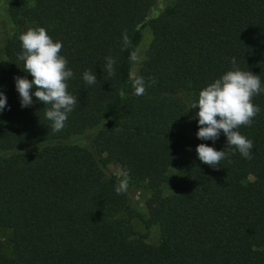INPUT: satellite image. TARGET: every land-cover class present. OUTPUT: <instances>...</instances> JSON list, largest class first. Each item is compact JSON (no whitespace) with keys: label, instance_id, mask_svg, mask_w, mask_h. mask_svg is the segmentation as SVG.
Wrapping results in <instances>:
<instances>
[{"label":"trees","instance_id":"16d2710c","mask_svg":"<svg viewBox=\"0 0 264 264\" xmlns=\"http://www.w3.org/2000/svg\"><path fill=\"white\" fill-rule=\"evenodd\" d=\"M0 24V229L10 246L0 245V264H264V92L251 126L238 129L254 142L251 159L222 132L198 139L190 109L233 58L264 87V0H0ZM146 26L137 96L130 67ZM36 27L62 42L74 73L67 90L78 103L59 132L34 95L21 107L15 87L16 76L32 79L19 37ZM201 143L226 151L219 168L199 160ZM110 163L146 183L145 211L129 184L117 194Z\"/></svg>","mask_w":264,"mask_h":264},{"label":"clouds","instance_id":"9594fccd","mask_svg":"<svg viewBox=\"0 0 264 264\" xmlns=\"http://www.w3.org/2000/svg\"><path fill=\"white\" fill-rule=\"evenodd\" d=\"M19 39L23 51L18 59L24 62L23 71L32 77L31 80L26 76L14 78L21 107H30L34 95L38 102L45 105V117L51 121L52 131L59 132L78 103V97L67 90V81L74 73L67 67V59L60 55L62 42L54 41L43 27L29 28ZM124 40L127 43L126 35ZM105 60L104 71L111 77L115 74V60L110 56L105 57ZM232 63V70L199 92L198 100L191 103L190 109H199L195 113L198 117V139L215 142L222 132L226 137L227 147L232 146L242 157L251 159L254 142L242 135L238 129L241 126H251L260 112L259 106L253 104L252 100L254 96L264 92V87L259 75L249 70H241L236 66L235 58ZM83 80L86 84L93 85L97 76L91 70H85ZM132 86L135 95L145 94L146 83L143 77H137ZM6 102V96L0 91V114L7 106ZM196 153L203 164L213 168H219V163L227 156L225 150L218 151L205 143L197 145ZM127 187L128 173L125 172L115 191L121 194Z\"/></svg>","mask_w":264,"mask_h":264},{"label":"rangeland","instance_id":"374dc122","mask_svg":"<svg viewBox=\"0 0 264 264\" xmlns=\"http://www.w3.org/2000/svg\"><path fill=\"white\" fill-rule=\"evenodd\" d=\"M171 2H172V0H160V5L166 6V5L170 4ZM151 38H152V36H151V31H150L149 27L148 26L144 27L142 30L141 41H140V43L136 49V52L133 55L132 60H131V67H130V82L131 83H133V81L138 76L139 68L145 59L146 51H147L149 44L151 42ZM2 43H3V33L1 30V24H0V46L2 45ZM107 169H108L110 174H112V175H114L120 179L124 178V175L121 173L120 168L117 164L110 163L107 165ZM168 176L171 178H174L176 180L181 179L180 174H178V172L173 170V169H170L168 171ZM252 180H253L252 177H248L246 179V181H252ZM128 184L133 189V191L135 193L136 203L141 208V210L145 211V203H146V201L150 195V190L148 189L146 183H144V182H133L130 179H128ZM132 226H133L134 230H136L137 232H140V233L145 232L143 224L137 219H133ZM8 240H9V233L4 229H0V245L6 253L10 252V246H9Z\"/></svg>","mask_w":264,"mask_h":264}]
</instances>
